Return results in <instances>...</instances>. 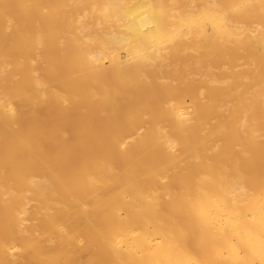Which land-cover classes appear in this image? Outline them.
<instances>
[{"label":"bare ground","instance_id":"bare-ground-1","mask_svg":"<svg viewBox=\"0 0 264 264\" xmlns=\"http://www.w3.org/2000/svg\"><path fill=\"white\" fill-rule=\"evenodd\" d=\"M0 264H264V0H0Z\"/></svg>","mask_w":264,"mask_h":264}]
</instances>
